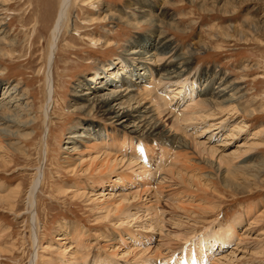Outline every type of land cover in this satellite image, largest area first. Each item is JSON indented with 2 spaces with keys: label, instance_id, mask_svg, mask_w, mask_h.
<instances>
[{
  "label": "rangeland",
  "instance_id": "rangeland-1",
  "mask_svg": "<svg viewBox=\"0 0 264 264\" xmlns=\"http://www.w3.org/2000/svg\"><path fill=\"white\" fill-rule=\"evenodd\" d=\"M58 1L0 0V21L16 41V55L0 57V84L28 89V114L36 118L26 128L36 133L18 140L24 153L0 160V264H28L35 250L33 230L35 264H172L199 250L200 236L215 232L223 238L227 227L233 231L231 242L222 253H216L218 248L215 255L202 254L204 264H215L224 254L232 257L224 264H264V0H139L154 3L152 13H166L160 29L175 47L192 48L188 78L209 88L212 82H204L203 74L217 72L238 88L234 110H217L204 121H191L189 128L181 122L176 130L169 115L156 113L161 128L174 131L172 143L165 136L114 132L103 115L85 114L72 104L76 90L86 88L79 84L115 64L130 41L151 33L140 10L130 6L136 0H71L53 65V101L43 112L45 62ZM104 9L114 18H96H103ZM171 17L175 20L168 25ZM178 99L170 107L181 104ZM241 119L242 129L224 138L231 123ZM220 120V128L207 127ZM90 123L110 132L114 141L82 139L67 167L63 147L74 131ZM186 133L218 145L227 161L218 166L190 145ZM39 167L42 182L32 221L27 190ZM62 234L65 238L57 241Z\"/></svg>",
  "mask_w": 264,
  "mask_h": 264
},
{
  "label": "bare ground",
  "instance_id": "bare-ground-1",
  "mask_svg": "<svg viewBox=\"0 0 264 264\" xmlns=\"http://www.w3.org/2000/svg\"><path fill=\"white\" fill-rule=\"evenodd\" d=\"M58 2L59 5L55 15V22L53 24V28L50 33L51 41H49L50 43L47 49L48 52L46 55V62H45L46 72L44 76V83H45L44 90H45L46 103L44 104V110H43L45 114H47L50 104L53 101L52 99L54 94L53 65L55 62L56 53L58 52L57 45H58V40L61 36L60 34L61 29L63 26H65V23H67L69 19L68 14L72 1L59 0ZM2 3L3 5H6L4 1ZM130 6L133 10L136 8L140 10L141 13L140 16H142L144 22L151 25L152 27L151 33L141 35L137 37V39L130 41V43H128L129 45H127L128 47L127 51L121 54V56L117 58V62L115 64L109 63L105 67L104 71L99 75L97 73L93 74L94 76L90 75L87 78L88 80H86L87 84L84 83L79 84V87L83 88L84 86H86V88L76 90L75 94L72 97L74 99V102L72 104L78 105L77 108L80 111L85 112V114L94 111L103 115L104 118L110 120V122L113 123L114 132L115 131L122 133L125 132L124 134H128L130 136H134L138 138L146 137V138L156 139L159 136H165L166 139H168L167 140L168 143L169 142L172 143L171 138L175 137L174 131L171 134L170 129H166V131L163 130L164 127H162L163 128L162 129L160 124L162 117L159 118L157 116L159 119H156L155 118L156 115L162 113H165V115H169V118L171 119V123L174 125L176 129V128H180L179 124H181V122H185V123L188 122V124L184 125V127L189 128L191 121L194 120L204 121L206 117L212 116L215 113H217L215 112L217 110H219V112L220 111L223 112L224 110L235 109V105L232 104L233 102L236 101L238 96L236 95L238 88L235 82L230 81L229 79H227L221 74H218L217 72H214L212 74L204 73L203 74L204 78L202 77L204 82H207L209 80L212 82V85L209 88H207L205 83L203 86L201 84L198 85V83L196 84V82L193 79H191L190 77L189 79L186 76V74L189 76L188 72L192 68V48H188L186 49V51H184L183 49L175 47L172 41L170 40V38L167 37L168 35L166 36L165 32L160 29V26H162L163 23L166 24V22L164 21L167 18L166 13L163 12L162 9H158L156 12L152 13L153 12L152 9L153 10L155 9L154 3L147 2L146 4L143 5V3L139 0L133 1V3H131ZM103 11H104L102 16L103 18L100 17H96V18L100 20L101 19L104 20L106 18L107 19L114 18L115 13L113 16V13L110 12L109 9H104ZM123 20L128 22V20L125 18ZM170 20L171 21L167 23L168 25L173 23L175 19L171 17ZM135 22L136 21H134V23ZM15 42L16 41L14 38H11L10 35L8 34L6 35L4 30V25L0 21V57H2L3 59H5L7 56L9 58L14 57L16 55L15 47H14L16 45ZM3 44L4 46H2ZM130 46H134V47L129 48ZM0 73L1 74L4 73L2 72L1 68H0ZM202 79L199 78V83L202 82ZM0 89H3L0 94V160L6 162L5 157L7 158L8 155L13 156L15 155L14 154L15 152H17L18 154L24 153V149H22L21 146L19 145L22 142L18 140L19 138L27 140L36 133V132L32 133L26 130L30 122H36V118L30 117L28 114V110L31 109L30 106L31 103H29V100L27 98L30 95L29 94L30 91L28 89L22 91V87L18 83H15L12 86L10 85L3 86L2 84H0ZM208 93L210 94L207 95ZM183 95L188 96L190 99L188 100L187 98V100H184ZM175 97H177V99L178 97H180L178 101H181V104L180 102H178V104L175 105L174 107H170V103ZM149 102L155 105L153 106L154 108L149 105L145 106V104ZM179 104L180 106L183 105L182 109H179L180 108ZM156 107L157 109H155ZM213 122L209 123L207 127L208 128L215 127L216 129H218L223 124L221 120L219 123H213ZM243 125L245 124L244 122H242V119L236 120V122L231 123V125L229 126V131L225 133L224 138L232 137L233 135H235V133H237L240 129H242ZM95 126L96 125L92 123L87 125L84 124L82 130L74 131V133L70 137L71 140L68 141L69 143L63 147L65 149L66 156L62 158V162L67 167L73 165L74 157L72 154L75 152V149L77 148L76 143L80 142L82 139L91 140V138L94 137L101 139L110 137L111 142L114 141L115 137L109 135L110 132L106 134L105 133L106 130H103L102 128ZM207 127H205L204 131L208 130L206 129ZM186 135L189 136V138L187 137L189 139L188 142L190 143V145H192V147L194 146L195 149L198 148V152L199 153L201 152V154L204 155L206 154L208 157L212 159L215 158L217 160L218 166L221 167V163L223 161L224 162L227 161L226 160L227 158H225L224 155L225 153L222 154L221 153L222 151L218 152V150L221 149L220 147H218V145L217 147L219 149L216 146L206 144V141L203 142V140L199 141L195 139L192 133H188V134L186 133ZM188 146L189 145H187V147ZM108 161H109L108 159L104 160V162H108ZM41 172H42L41 167H39L33 179L31 180L32 182L27 190V205L30 214H32V221H34V217H35V215L33 214L34 203L36 198L35 193L42 182ZM1 186L2 185H0V187ZM2 198H3L2 195H0V200ZM146 213L148 214V212ZM138 214L136 216H138ZM152 214L153 211L151 212V215ZM126 218H128V216H126ZM149 219L150 220H148L149 222L148 225L151 226L153 222V218H149ZM173 232H175L174 234H176V231ZM35 234H36L35 230H33L32 241L35 250L29 257L28 264H35L34 261L37 256L36 248L38 246H37V237L35 236ZM64 238L65 236L62 234L61 236H57L56 240L61 241ZM232 238H233V231L230 227H227L225 229L223 238H220L215 232L204 234L200 236L196 241L197 242L196 245L199 246V250L194 248L187 254L183 255L182 258H178V259L176 258L175 262L172 264H200L199 262L204 260L202 254L207 255L208 253L210 254L213 253L212 255H215L214 252L218 248L219 251H217L216 253L218 252L222 253V250H224L227 244L231 242ZM233 253L234 252H232V255H234ZM227 256H225L224 254L223 259H218L217 257H215L217 258L218 261L215 264H220L219 262H221L222 264L226 262L230 263L232 261V257L230 256L227 257ZM219 258H222V256ZM82 259L83 262L84 258ZM222 260L224 261L222 262ZM201 263L204 264L205 262L202 261ZM149 264H154V263L150 262Z\"/></svg>",
  "mask_w": 264,
  "mask_h": 264
}]
</instances>
